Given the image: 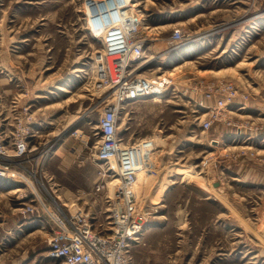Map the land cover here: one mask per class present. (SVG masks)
Instances as JSON below:
<instances>
[{"label": "rangeland", "instance_id": "obj_1", "mask_svg": "<svg viewBox=\"0 0 264 264\" xmlns=\"http://www.w3.org/2000/svg\"><path fill=\"white\" fill-rule=\"evenodd\" d=\"M86 1L0 0V78L16 89L0 127L6 143L29 132L33 150L19 168L47 204L88 212L104 228L123 196L112 165L95 156L97 121L114 100L94 63L101 43ZM134 1L148 60L139 71L170 75L174 86L118 105L122 145L160 140L154 171L132 188L156 211L130 245L131 264H264V0ZM176 27L182 45L170 40ZM222 81L246 106L228 107L206 131L194 101ZM101 168L110 176L97 192ZM25 204L35 205L29 187L0 179V264H60L48 256L45 213L23 217Z\"/></svg>", "mask_w": 264, "mask_h": 264}, {"label": "built area", "instance_id": "obj_2", "mask_svg": "<svg viewBox=\"0 0 264 264\" xmlns=\"http://www.w3.org/2000/svg\"><path fill=\"white\" fill-rule=\"evenodd\" d=\"M108 10L95 9L87 14L94 24L89 30L101 43L94 63L104 74L102 82L113 89V105L105 109L97 121L100 139L95 153L99 161L111 165L114 162L111 168L117 176L115 180L119 182L123 196L110 207L107 226L103 228V223L96 224L94 216L83 210L71 211L57 203L53 207L47 204L38 193L35 181L27 179L20 172L18 162L33 150V147H29V132L17 133L10 143H6L0 127V179H21L29 187L35 197V205L25 204L20 213L23 217L45 213L51 231L48 256L60 264H131L130 245L140 238L146 220L156 211L155 207L140 205L132 193L137 170L148 164L143 156L138 155V150L147 140L122 145L117 131L118 105L141 98L164 97L170 87L174 86L173 79L164 73L149 76L139 71L145 44V38L140 35L142 16L127 13L129 15L122 14L121 20L117 11ZM92 28L100 33H95ZM170 40L176 45L186 41L178 27L173 29ZM199 91L200 95L194 102L198 109L204 110L201 125L206 131L212 128L221 112L228 107L242 110L246 106V97L243 102L236 100L237 89L232 82L209 83L204 90L200 88ZM101 169L95 186L97 192L105 188V179L110 176L106 170ZM145 169L150 173L154 171L150 166H145Z\"/></svg>", "mask_w": 264, "mask_h": 264}, {"label": "bare ground", "instance_id": "obj_3", "mask_svg": "<svg viewBox=\"0 0 264 264\" xmlns=\"http://www.w3.org/2000/svg\"><path fill=\"white\" fill-rule=\"evenodd\" d=\"M138 3H136L134 0H87L85 2V11L88 12V14L91 13L92 10L95 11V9L97 10H103L104 11H107L108 9V12H112V11H117L119 14H120V17H121V20H122V14H127V13H137L139 14L138 11L135 10V6H137ZM129 15V14H127ZM135 15V14H133ZM102 21H103V17L101 18ZM89 27H93L94 24L91 23V20H89ZM93 31L95 33H100L96 28H92ZM186 62H188L187 59L189 58H185ZM148 62V60H145V61H141L140 62V66L141 68L144 66L145 62ZM181 65L179 66H176L175 68H178L180 67ZM174 68V69H175ZM98 69V68H97ZM95 72V69L93 70V73ZM99 73V72H98ZM97 73V75H98ZM168 77H170V75H167ZM172 83V82H171ZM160 96V95H159ZM158 97V96H157ZM143 99V98H141ZM157 139V138H156ZM237 136H234V140H237ZM163 142V141H161ZM160 140L157 139V140H147V143H145L144 145H142L140 147V149L138 150V155L139 156H143L144 160L148 163V164H144L143 166H141L138 170H137V178L133 184V188H135L136 190V183H138V188H141V186L144 185V183L147 181V176L146 174H143V171L145 170V166H148L149 163H150V159L152 157V154L154 153V150L158 147H160ZM164 143V142H163ZM147 154V155H146ZM146 155V156H145ZM129 157H130V153H129ZM152 163V162H151ZM112 165L114 166V162H112ZM185 174L183 175V179H187V178H191L192 176V172L190 170H186L184 172ZM138 179V180H137ZM116 181V180H115ZM117 183V181H116ZM162 188V187H161ZM116 190H117V193H119V184H117L116 186ZM143 191V190H142ZM120 196V193L119 195H117L114 200L115 201H118V198ZM143 229V228H142ZM142 232V231H141Z\"/></svg>", "mask_w": 264, "mask_h": 264}, {"label": "crops", "instance_id": "obj_4", "mask_svg": "<svg viewBox=\"0 0 264 264\" xmlns=\"http://www.w3.org/2000/svg\"><path fill=\"white\" fill-rule=\"evenodd\" d=\"M1 64V63H0ZM3 73L2 67L0 65V75ZM7 82L3 78H0V115L6 116L9 113L10 108L6 107V101L11 99V97L16 98V89L14 87H7ZM54 93V91L52 92ZM17 107V105H15ZM13 108H11L12 110Z\"/></svg>", "mask_w": 264, "mask_h": 264}]
</instances>
